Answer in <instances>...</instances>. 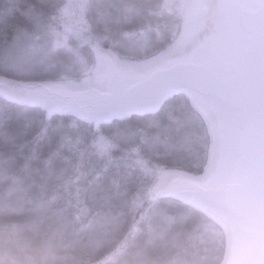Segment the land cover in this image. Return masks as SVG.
Segmentation results:
<instances>
[{"label":"trees","instance_id":"1","mask_svg":"<svg viewBox=\"0 0 264 264\" xmlns=\"http://www.w3.org/2000/svg\"><path fill=\"white\" fill-rule=\"evenodd\" d=\"M55 0H0L1 57L58 16ZM84 118V117H83ZM209 135L184 93L155 113L95 123L0 95V264H222L198 208L154 198L160 172L201 174Z\"/></svg>","mask_w":264,"mask_h":264},{"label":"rangeland","instance_id":"2","mask_svg":"<svg viewBox=\"0 0 264 264\" xmlns=\"http://www.w3.org/2000/svg\"><path fill=\"white\" fill-rule=\"evenodd\" d=\"M58 16L32 34L14 39L1 57L0 95L54 114L83 116L61 107L50 93L110 92L113 77L130 86L176 62L228 59L244 34L235 7L261 0H55ZM202 115L209 135L201 174L163 170L151 188L154 198L170 196L205 213L223 230L222 264L235 258L239 231L222 212L181 193L187 183L207 186L228 177L238 135L234 118L214 101L182 89ZM177 92V93H178Z\"/></svg>","mask_w":264,"mask_h":264},{"label":"water","instance_id":"3","mask_svg":"<svg viewBox=\"0 0 264 264\" xmlns=\"http://www.w3.org/2000/svg\"><path fill=\"white\" fill-rule=\"evenodd\" d=\"M235 12L244 31L236 52L204 62H176L133 85L113 77L110 92L50 94L65 110L95 123L157 112L165 99L185 89L214 101L236 121L230 173L207 186L187 183L181 193L227 215L239 231L240 246L229 264H264V0L245 1Z\"/></svg>","mask_w":264,"mask_h":264}]
</instances>
